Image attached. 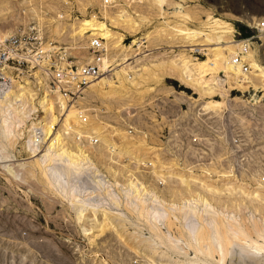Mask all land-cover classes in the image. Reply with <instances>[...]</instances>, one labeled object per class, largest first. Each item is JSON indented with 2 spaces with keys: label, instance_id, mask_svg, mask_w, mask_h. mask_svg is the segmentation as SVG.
Instances as JSON below:
<instances>
[{
  "label": "rangeland",
  "instance_id": "obj_1",
  "mask_svg": "<svg viewBox=\"0 0 264 264\" xmlns=\"http://www.w3.org/2000/svg\"><path fill=\"white\" fill-rule=\"evenodd\" d=\"M5 2H10L8 10L11 13L0 16V31L11 30V33L19 25L20 8L12 0ZM35 2L49 12L52 31L51 21L63 23L58 17L68 8L72 12L79 10L76 0ZM115 3L121 5L116 10L108 7L111 12L115 13L123 6L128 13L134 15L133 11L137 10V14L143 17L137 20L136 33L115 28L110 20H105L113 34L122 35L125 59L119 57V65L102 78L106 77L117 86L114 73L123 69L120 76L126 79L125 93L119 91V97L109 100L99 96V92L91 91L73 99L67 98L66 103L69 108H79L84 121L89 118L107 126L105 136L110 142L96 139L97 143L88 145L93 154H100V159L96 160L100 172L110 181L113 171L119 181L132 173V178L165 199L171 191H186L185 185L189 184L191 188L221 201L264 206V190H261L264 186L259 188L257 185V182L264 184V92L252 88L246 91L229 89L226 108L213 112L204 109L207 99L200 98L192 88L168 77L159 82L156 77H148L145 71L149 69L157 73L156 66L160 64L172 63L182 67L184 58L192 60L189 66L195 60L204 59L208 44L194 46L177 35L172 27L184 23L191 29L204 30L202 25L207 12L232 23L238 33L235 35L237 40L253 37L252 47L257 49L264 67V40L257 37L255 30L248 28L249 23L230 20L222 14L262 17L264 0H191L180 3V7L175 0L163 7V14L145 0H129L126 4L124 0H115ZM87 7V14L104 18L99 6ZM186 11L190 15L184 22L181 13ZM75 20L69 25L64 22L68 28L63 37L59 39L56 35L59 43L76 49L71 51L74 63L84 51L80 48L81 41L74 45L69 38V28ZM172 31L170 35L164 33ZM148 32H152L149 41L144 37ZM204 32L208 33V30ZM111 50L108 49L109 53L114 54ZM195 74H192L194 79ZM221 83L217 80L210 86L219 90L216 85ZM234 98H240V101L236 102ZM214 99H220L218 93ZM55 106L58 112L61 109L58 101ZM64 112L59 113L55 128L63 131L71 145L84 142L83 138H75L70 128H62ZM123 133L127 134V139L121 138ZM20 146L16 148L20 153L8 150L24 163L18 171L20 181H7L0 167V264H176L177 256L166 252L164 246L155 245L146 226L136 223V218L127 212L123 216L105 218L99 211L94 216L86 214L77 222L66 200L45 187L31 166L37 157H29ZM109 167L110 174L106 170ZM212 170L216 172L210 173ZM30 172H34V176ZM82 182L92 189L89 181L84 179ZM249 193L251 196H247ZM240 209L239 213H232L236 215V222H249L247 210L243 206ZM103 225L105 231L100 234ZM158 227L165 235L174 238L175 229L169 231L162 223H158ZM179 242L178 245L185 248V244ZM238 247L233 245L224 264H264V256L251 260Z\"/></svg>",
  "mask_w": 264,
  "mask_h": 264
},
{
  "label": "bare ground",
  "instance_id": "obj_2",
  "mask_svg": "<svg viewBox=\"0 0 264 264\" xmlns=\"http://www.w3.org/2000/svg\"><path fill=\"white\" fill-rule=\"evenodd\" d=\"M124 1L126 4L129 0ZM145 1L150 7L163 14V7L175 0ZM185 1L191 0H176L178 2L176 5L180 7L179 4ZM21 2V5L28 4L24 8H28L38 15L35 4L32 3L33 0H22ZM76 2L80 15L71 19V21L77 20L70 25L69 38L74 41V45L81 41L80 48L84 51L74 64L82 65L85 62L98 61L100 69L99 75L87 86L84 93L99 92V96L109 100L119 97L120 92L125 93L126 79L120 76L124 70L121 69L122 72L114 73L117 77V86L102 76L119 65L117 64L119 57L120 60L125 59V55H123L125 47L122 35L113 34L105 20H110V24L115 28L119 27L136 33L137 20L140 21L143 17L137 14V10L133 11L136 15L128 13L123 6L119 7L117 13L111 12L104 4V0H76ZM108 2L106 3L108 4ZM8 3L5 0L0 1V16L11 13L8 10ZM92 4L99 6L100 13L104 18L100 19L96 14L86 13V9L89 8L87 6ZM222 14L230 20L247 22L250 25L264 22V15L252 17L248 14L234 16L228 12ZM189 15L187 11L181 13L184 22L189 18ZM64 17L65 21L66 18L70 19L68 11L64 13V16L58 17L63 23L58 20L51 21L53 23V31H51L56 39L57 37L60 39L67 33L68 27L65 25L67 22L64 21ZM202 26L204 30H208V33H205L203 29H191L184 23L176 24L172 28L175 29L177 35L194 46L208 44L209 48L204 59L195 60L189 66L192 60L186 61L184 58L182 67H176L172 63L160 64L156 66L157 73L145 69L147 76L156 77L159 82L164 77L178 80L181 84L197 92L200 98L207 99L203 107L205 110L213 112L226 108L230 97L227 94L229 89L246 91L252 88L264 92V67L261 65L257 49L250 45L246 50H243V42L237 40L235 36L236 27L234 28L232 23L216 17L210 12L206 13V19ZM10 31H0V39L7 37ZM174 31L164 33L170 35ZM154 32L158 33L157 30ZM151 36L152 32L144 35L148 41ZM93 39H100L103 46V49L100 50L101 53L96 56L87 51ZM108 49L114 50V54L109 53ZM67 50L65 48V51ZM69 50L76 49L70 47ZM240 52L243 53L242 57L249 65L247 73H244L239 65L232 63L233 57H236ZM192 74L196 75V79L192 78ZM11 80L12 86L0 97V167L7 181L15 183L21 179L18 171L24 166V163H20L14 154L21 152L16 148L22 143L20 147L27 152L29 157H37L31 162V166L38 172L45 187L47 186L53 194L55 193L66 200L77 222H80L89 213L94 216L101 211L105 218H115L117 215L123 216L127 212L136 218V223H143L146 226L153 242H156L155 245L164 246L166 252L177 256L176 264H224L233 245L239 246V250L251 260L264 256V206L255 207L253 204H243L242 201L239 203L237 201L233 203L231 200L221 201L211 194L191 188L189 184L185 185L186 191H171L169 197L165 199L164 196L158 195V192L149 189V186L132 178V173L119 181L113 171L112 181L107 180L97 165L96 160L100 159L99 152L98 156L93 154L88 146L95 144L94 137L100 141L110 142V139L105 136L107 126L94 123L89 118L84 121L79 108L75 106L69 108L66 105L68 97L60 93L59 90L52 89L47 84L45 77L38 71L34 72V80H28L27 74L22 77H11ZM217 80L222 81L221 85L215 84L216 87L219 86V90L210 86ZM216 93L220 96L219 100L214 99ZM56 101L61 108L58 112L55 106ZM234 101L238 102L240 98H234ZM63 111H65V118L62 128H70L73 130L74 137L83 138L84 142L71 145L64 137L63 131L55 128L59 120V113ZM121 138L127 139V134L123 133ZM82 143L86 144L82 145ZM112 146L115 147V145ZM8 150L15 153L12 154ZM106 170L109 174L112 173L110 167ZM211 172L215 173L216 170ZM33 173L30 172V175L34 176ZM84 179L89 181L90 185L92 184L93 187H90L92 189L84 186V184L86 185L82 182ZM257 185L259 188L264 186L258 182ZM249 195L250 193L247 194V196ZM261 195L263 196V194ZM241 206L249 214L250 220L247 223L236 222V215L232 214L235 211H241ZM158 223H162L169 231L175 229L174 238L165 235L158 227ZM104 231L103 225L100 234ZM179 241L185 244V248L178 245ZM153 253L155 252L153 251ZM190 253L193 254L192 257H190Z\"/></svg>",
  "mask_w": 264,
  "mask_h": 264
},
{
  "label": "built area",
  "instance_id": "obj_3",
  "mask_svg": "<svg viewBox=\"0 0 264 264\" xmlns=\"http://www.w3.org/2000/svg\"><path fill=\"white\" fill-rule=\"evenodd\" d=\"M22 0L12 1L20 8V22L18 27L4 39H0V97L12 86L11 77H18L27 74L30 80H34V72L38 71L45 77L47 84L52 89L59 90L68 98H75L82 95L87 86L99 75L100 69L98 61L93 63H83L76 65L72 60L70 47L59 43L50 29L49 12L41 7L36 0H33L38 15L20 6ZM105 5L116 10L121 4H116L115 0H104ZM41 12L39 13V11ZM70 10V11H69ZM88 10V9H87ZM70 19L64 17V21L69 23L71 19L80 15L76 9L73 12L67 9ZM41 15V17H40ZM64 16V14H63ZM248 28L255 30L257 37L264 40V22L257 25H248ZM238 34V33H237ZM240 36V35H239ZM251 38H242L243 50L252 45ZM100 39H93L88 52L99 55L102 50ZM65 48L68 50L65 51ZM240 52L233 57L232 63L239 65L244 73L249 72V65ZM95 143L96 139H94Z\"/></svg>",
  "mask_w": 264,
  "mask_h": 264
}]
</instances>
